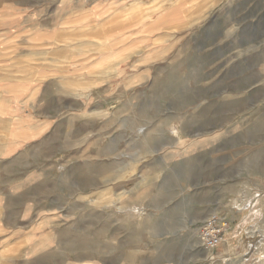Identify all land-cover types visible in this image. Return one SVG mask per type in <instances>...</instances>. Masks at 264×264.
<instances>
[{"label": "rangeland", "instance_id": "1", "mask_svg": "<svg viewBox=\"0 0 264 264\" xmlns=\"http://www.w3.org/2000/svg\"><path fill=\"white\" fill-rule=\"evenodd\" d=\"M0 64V264H264V0H0Z\"/></svg>", "mask_w": 264, "mask_h": 264}, {"label": "built area", "instance_id": "2", "mask_svg": "<svg viewBox=\"0 0 264 264\" xmlns=\"http://www.w3.org/2000/svg\"><path fill=\"white\" fill-rule=\"evenodd\" d=\"M230 227L231 221L227 215L211 213L199 226L202 247L213 252L224 241Z\"/></svg>", "mask_w": 264, "mask_h": 264}, {"label": "crops", "instance_id": "3", "mask_svg": "<svg viewBox=\"0 0 264 264\" xmlns=\"http://www.w3.org/2000/svg\"><path fill=\"white\" fill-rule=\"evenodd\" d=\"M132 1H134V3L136 2V0H132ZM108 4H104L103 6H105V7H101V5H99V6H97V9H99V11L100 10H104V8H107L106 6H107ZM135 8V7H134ZM92 11H95L94 9H92ZM117 11V10H116ZM118 11H122V12H124V10H118ZM144 11H149V8H145L144 9ZM95 12H97V11H95ZM165 15V17L164 16H162L164 19L165 18H167L168 17V15L167 14H164ZM119 17V16H118ZM117 17V18H118ZM122 21H124V22H127V21H131L132 23H130V25L131 24H133V25H137L136 23H135V19H134V21H133V19H132V17L131 16H127L126 18H123V19H121ZM2 66H4L3 64H0V69H3L2 68ZM0 101L3 99V100H5V108H6V110L5 111H3V112H1V114H0V116L1 117H4V115H7L8 114V111H7V106H8V79L7 78H4L3 77V75L1 74V72H0ZM8 140V137L6 136V138L5 137H3V141H7ZM8 152V143L7 142H5V144H4V146L3 147H0V155H4V154H6ZM207 218V217H206ZM205 218V219H206ZM204 218H202L201 220H202V222L205 220ZM201 222V223H202Z\"/></svg>", "mask_w": 264, "mask_h": 264}, {"label": "bare ground", "instance_id": "4", "mask_svg": "<svg viewBox=\"0 0 264 264\" xmlns=\"http://www.w3.org/2000/svg\"><path fill=\"white\" fill-rule=\"evenodd\" d=\"M177 133H179V131L178 130H175ZM249 204H250V201L249 202H247L246 204H244V205H241L240 207L243 209V208H245V207H247V206H249ZM216 212H218V210H216ZM253 228H257L256 226L255 227H253ZM256 229H250V230H248L250 233H251V235L253 236V237H256L258 234H260L261 233V231H260V228H258L257 230H259V233L257 234V231H255ZM198 233H199V228H193L192 230H191V232H190V237H189V241L191 242V247H193V248H196L197 246H200L201 248H202V246H201V244H202V242L200 241V236H198ZM201 243V244H200ZM232 240H229V247H228V252L229 251H232L234 248H233V246H232ZM243 245V244H242ZM203 249V248H202ZM226 250V249H225ZM235 250V249H234ZM224 253V252H223ZM234 253V252H233ZM236 255V254H235ZM264 261V260H263Z\"/></svg>", "mask_w": 264, "mask_h": 264}]
</instances>
